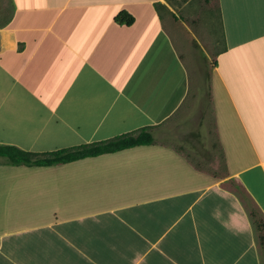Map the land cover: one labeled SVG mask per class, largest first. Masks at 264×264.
Returning <instances> with one entry per match:
<instances>
[{"label":"crops","instance_id":"obj_1","mask_svg":"<svg viewBox=\"0 0 264 264\" xmlns=\"http://www.w3.org/2000/svg\"><path fill=\"white\" fill-rule=\"evenodd\" d=\"M196 3L0 0V144L154 138L0 162V264H264V0ZM173 117L221 169L158 140Z\"/></svg>","mask_w":264,"mask_h":264},{"label":"trees","instance_id":"obj_2","mask_svg":"<svg viewBox=\"0 0 264 264\" xmlns=\"http://www.w3.org/2000/svg\"><path fill=\"white\" fill-rule=\"evenodd\" d=\"M117 22L125 25H130L133 21L132 15L126 11H120L116 16ZM154 142L151 131L147 128L123 133L114 136L110 139L83 143L73 147L60 148L46 152H33L21 149L10 144H0V158L3 164L7 165H52L58 163H66L79 158L99 156L103 153L114 152L137 145H146ZM256 229L264 228V219L259 218L258 222L254 223ZM260 244L262 241L258 235Z\"/></svg>","mask_w":264,"mask_h":264},{"label":"rangeland","instance_id":"obj_3","mask_svg":"<svg viewBox=\"0 0 264 264\" xmlns=\"http://www.w3.org/2000/svg\"><path fill=\"white\" fill-rule=\"evenodd\" d=\"M171 1L173 4L178 6H197L196 0ZM159 7L163 8L164 5L159 4ZM186 123L187 122L185 120L177 117H173L172 119L168 120L165 125V130L159 133L157 137L158 140L173 146L179 152L183 153L195 166H197V168L212 172L216 165L217 168L221 169V161L217 151H212L214 148L209 147L208 145L204 146V148H202V145L201 147L198 146L196 139H194L197 136L196 130L187 132V129L184 127V124ZM251 214L254 223L258 222L260 217L258 216L257 212L252 210ZM259 235L262 241V252L264 258V228L259 229Z\"/></svg>","mask_w":264,"mask_h":264}]
</instances>
